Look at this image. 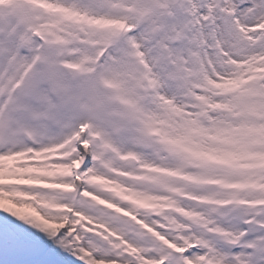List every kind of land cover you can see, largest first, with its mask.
I'll return each mask as SVG.
<instances>
[{"label": "snow or ice", "instance_id": "snow-or-ice-1", "mask_svg": "<svg viewBox=\"0 0 264 264\" xmlns=\"http://www.w3.org/2000/svg\"><path fill=\"white\" fill-rule=\"evenodd\" d=\"M0 264H264V0L0 4Z\"/></svg>", "mask_w": 264, "mask_h": 264}]
</instances>
